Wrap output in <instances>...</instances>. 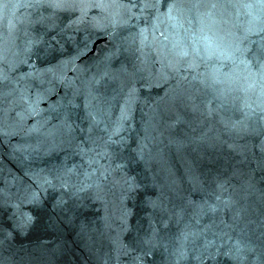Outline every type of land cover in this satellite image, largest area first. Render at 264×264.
<instances>
[{
	"label": "water",
	"instance_id": "obj_1",
	"mask_svg": "<svg viewBox=\"0 0 264 264\" xmlns=\"http://www.w3.org/2000/svg\"><path fill=\"white\" fill-rule=\"evenodd\" d=\"M0 264H264V0H0Z\"/></svg>",
	"mask_w": 264,
	"mask_h": 264
}]
</instances>
